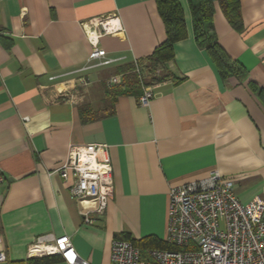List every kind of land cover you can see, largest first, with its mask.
<instances>
[{"label": "crops", "instance_id": "1", "mask_svg": "<svg viewBox=\"0 0 264 264\" xmlns=\"http://www.w3.org/2000/svg\"><path fill=\"white\" fill-rule=\"evenodd\" d=\"M239 1L241 31L218 4L211 21L235 73L222 76L197 44V0H178L186 36L157 66L163 79L144 75L148 104L142 92L119 95L110 114L83 121L81 104L107 105L103 84L118 65L147 62L165 40L155 0H0V233L9 264H64L27 255L42 235H68L92 264H109L111 241L124 232L164 239L169 188L212 171L231 179L240 201L264 197V0ZM111 14L123 30L98 46L117 60L87 68L82 23ZM86 143H106L112 169L111 197L90 224L54 172L70 145Z\"/></svg>", "mask_w": 264, "mask_h": 264}, {"label": "built area", "instance_id": "2", "mask_svg": "<svg viewBox=\"0 0 264 264\" xmlns=\"http://www.w3.org/2000/svg\"><path fill=\"white\" fill-rule=\"evenodd\" d=\"M82 27L91 46L86 67L115 62L117 58L107 57L98 40L123 30L119 17H92ZM120 78L119 74L111 76L107 84H117ZM152 96L151 88L143 86L139 103L147 105ZM54 172L69 181L70 195L81 205L84 223H92V214L104 213L112 194L106 143L70 145L66 159ZM167 200L164 240L170 247L140 249L130 240L114 238L109 264H264V197L242 202L234 194L231 179L212 171L200 179L171 186ZM1 241L0 233V264H9ZM27 255H57L64 264H92L78 255L65 234L38 237Z\"/></svg>", "mask_w": 264, "mask_h": 264}, {"label": "trees", "instance_id": "3", "mask_svg": "<svg viewBox=\"0 0 264 264\" xmlns=\"http://www.w3.org/2000/svg\"><path fill=\"white\" fill-rule=\"evenodd\" d=\"M156 9L160 15L166 32L165 40L158 45L152 53L143 60L125 62L115 68V73L121 76L119 83L104 85L106 106L101 111L92 110L89 104H81L78 109L83 121L92 120L112 112V102L119 95H139L142 92L144 75L150 74L148 82L161 80L165 76L157 75L156 69L173 57V44L186 36V24L183 10L178 0H155ZM218 4L229 24L238 31L242 30V16L239 0H197L190 5L191 22L194 38L197 44L204 48L219 73L222 76L235 73L239 65L233 60L219 44L212 25V17ZM138 68V71L136 70ZM130 240L140 249L170 247L164 239L153 235L134 238L130 233L124 232L120 236ZM35 263H50L61 260L57 255L32 258Z\"/></svg>", "mask_w": 264, "mask_h": 264}, {"label": "rangeland", "instance_id": "4", "mask_svg": "<svg viewBox=\"0 0 264 264\" xmlns=\"http://www.w3.org/2000/svg\"><path fill=\"white\" fill-rule=\"evenodd\" d=\"M107 66L105 65H99V66H95V67H102L104 70L108 69L109 68V64H106Z\"/></svg>", "mask_w": 264, "mask_h": 264}, {"label": "bare ground", "instance_id": "5", "mask_svg": "<svg viewBox=\"0 0 264 264\" xmlns=\"http://www.w3.org/2000/svg\"><path fill=\"white\" fill-rule=\"evenodd\" d=\"M36 248H39V247H36Z\"/></svg>", "mask_w": 264, "mask_h": 264}]
</instances>
